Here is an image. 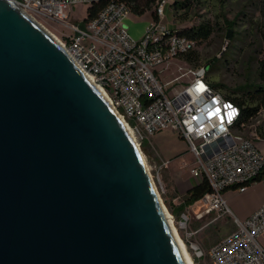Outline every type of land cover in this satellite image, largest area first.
Returning a JSON list of instances; mask_svg holds the SVG:
<instances>
[{"label":"water","instance_id":"obj_1","mask_svg":"<svg viewBox=\"0 0 264 264\" xmlns=\"http://www.w3.org/2000/svg\"><path fill=\"white\" fill-rule=\"evenodd\" d=\"M103 94L32 17L0 0V264H186Z\"/></svg>","mask_w":264,"mask_h":264},{"label":"built area","instance_id":"obj_2","mask_svg":"<svg viewBox=\"0 0 264 264\" xmlns=\"http://www.w3.org/2000/svg\"><path fill=\"white\" fill-rule=\"evenodd\" d=\"M38 21L61 25L69 33L62 46L77 65L105 94L126 120L138 145L151 144L159 133L172 131L194 156L190 173L207 180L210 192L180 213L178 230L190 238L193 217L212 222L229 217L235 231L208 252L195 244L189 250L196 260L210 264H264V204L241 220L231 211L224 193L236 189L245 194L256 180H264V152L253 139L234 130L241 109L217 91L208 80V68L181 67L179 77L163 83V65L189 54L196 44L177 28L164 23L171 0H158L157 19H152L144 37L135 41L125 27L131 14L122 3L110 2L86 23L71 25L66 8L89 7L99 0H11ZM189 82L181 91L176 85ZM176 91V92H175ZM167 163L153 164L160 174ZM189 247V246H188Z\"/></svg>","mask_w":264,"mask_h":264},{"label":"rangeland","instance_id":"obj_3","mask_svg":"<svg viewBox=\"0 0 264 264\" xmlns=\"http://www.w3.org/2000/svg\"><path fill=\"white\" fill-rule=\"evenodd\" d=\"M174 5L175 1L184 2L185 0H171ZM189 10L176 11L170 7L166 13L165 24L171 28L194 27L201 24L209 23L214 28L212 38L201 45H197L198 60L195 65L186 64L182 59H174L169 64L163 65L161 69L166 72L161 75L163 83H168L180 75L181 67L195 68L198 66H211L214 62L217 69L208 75L209 82L213 84L225 85L228 89H239L246 84H260L259 66L264 64V5L260 0H194ZM66 13L70 16L71 25L81 23L87 14V7L66 8ZM152 21L150 15L136 16L130 14L125 20V27L130 36L135 41H140ZM235 23L229 27L230 23ZM39 23V22H38ZM40 24L50 31L57 39L65 41L68 31L61 25L40 20ZM232 31V39L227 40L228 32ZM231 42V44H229ZM229 55V57H228ZM189 77L182 79L181 84L176 85V91H181L188 84ZM223 95L228 91L218 89ZM175 91V92H176ZM242 135L253 139L257 134L264 142V109L258 116L249 121L242 131ZM152 144L142 145L143 152L150 175L154 181L158 193L164 206L172 217L174 226L178 231L179 238L186 246L194 264H210L205 261L196 260L194 252L189 250L190 244L199 246L205 252H208L213 246L221 242L229 234L235 231L232 220L229 217L212 222L214 216L198 221L193 217L190 226L191 232H197L192 238L186 232L178 230V217L172 213L169 202H172L174 192L170 189L164 172L154 170L151 158L158 159L157 150L151 147ZM194 156L188 151L185 162L182 165L183 173L189 172L194 167ZM173 205V203H171ZM189 246V247H188Z\"/></svg>","mask_w":264,"mask_h":264},{"label":"trees","instance_id":"obj_4","mask_svg":"<svg viewBox=\"0 0 264 264\" xmlns=\"http://www.w3.org/2000/svg\"><path fill=\"white\" fill-rule=\"evenodd\" d=\"M193 1L194 0H185L184 2L175 1L174 5H171V7H174L176 11L189 10V8L191 7L190 5L194 3ZM196 1L200 2L202 0ZM260 1L264 5V0ZM110 2H118L127 5L130 8L131 13L136 16L142 17L146 14H150L152 19H157L156 5L158 0H99L93 6L88 8L85 18L86 22L94 18L99 13V11ZM86 22L83 21V23ZM234 25L235 23L231 22L229 27H232ZM177 32L179 34L187 36L191 41L196 44L197 47V45L206 43L212 38L214 34V28L209 23H205L191 28H177ZM229 44H231V42ZM195 49L180 59L184 60L186 64L195 65L198 60V54ZM211 65L212 67L207 66L208 75L213 73L215 69H217L216 64L214 62ZM259 67V78L260 80H262V83L260 84H246L244 87L233 90L228 89L225 85L222 84H213V87L220 93L222 92L218 89H224L228 91L227 94L224 95L225 98L233 102L236 106L241 109V117L237 124L234 126V130L237 132L244 131L247 123L254 119L256 116H258L260 111L264 109V64L262 63ZM261 134L262 136H264L263 133ZM258 181H262V179L256 180V182ZM209 192V183L207 182V180H203L200 185L191 189L185 196L184 206L193 205ZM170 209L172 208L170 207ZM183 210L184 208L179 209V211L172 209V213H175V215L178 217L180 213L183 212Z\"/></svg>","mask_w":264,"mask_h":264},{"label":"crops","instance_id":"obj_5","mask_svg":"<svg viewBox=\"0 0 264 264\" xmlns=\"http://www.w3.org/2000/svg\"><path fill=\"white\" fill-rule=\"evenodd\" d=\"M151 144V147L156 149L158 153V159L152 157L151 162L153 164L161 162L167 163L163 172L170 189L174 192L172 202H169V206L176 211L182 208L185 211L188 208V206H184L185 196L191 189L200 185L203 181L201 179H195L189 172L183 173L181 171L186 154L188 153L186 143L176 133L166 131L154 136ZM257 144L264 152V142H257ZM224 195L233 214L239 219L245 220L252 216L264 204V180L262 179V181L254 183L245 194H239L236 189H232L226 191ZM260 242L264 246V235L261 237Z\"/></svg>","mask_w":264,"mask_h":264},{"label":"bare ground","instance_id":"obj_6","mask_svg":"<svg viewBox=\"0 0 264 264\" xmlns=\"http://www.w3.org/2000/svg\"><path fill=\"white\" fill-rule=\"evenodd\" d=\"M28 14V13H27ZM29 15V14H28ZM30 17H32L31 15H29ZM46 32H48L59 44H61L62 45V43H61V40H59V39H57L56 38V36H54L50 31H48L47 29H45V27L44 26H42L41 24H40V21H38L36 18H34V17H32ZM93 82V81H92ZM100 89V88H99ZM100 91L102 92V93H104L101 89H100ZM104 95V94H103ZM113 107V106H112ZM113 110H114V112L116 113V115L118 116V118H119V120L122 122V124L125 126V128L127 129V131L129 132V134H130V136H131V138L133 139V141L135 142V144L137 145V147L139 148V150H140V153H141V155H142V158H143V160H144V162H145V165H146V168H147V170H148V172H149V167H148V165H147V163H146V158H145V156H144V154H143V152L141 151V149H140V146L138 145V143H137V141H136V139H135V136L133 135V133H132V131L130 130V128H128V126H127V122H126V120L118 113V111L113 107ZM149 175H150V172H149ZM150 178H151V180H152V176L150 175ZM152 182H153V185H154V187H155V189H156V192H157V194L159 195V193H158V190H157V187H156V185H155V183H154V181L152 180ZM159 197H160V195H159ZM160 200H161V203H162V207H163V210H164V213H165V215H166V218H167V220H168V222H169V225H170V227H171V229H172V231H173V233H174V236H175V238H176V241L178 242V244H179V247H180V249H181V251H182V254H183V256H184V259H185V261H186V264H194V262H193V260H192V258H191V256H190V254H189V252H188V250H187V248H186V246L184 245V243L181 241V239L179 238V235H178V231H177V229H176V227L174 226V224H173V221H172V217H171V215H170V213L168 212V210H167V208L164 206V204H163V202H162V199H161V197H160Z\"/></svg>","mask_w":264,"mask_h":264}]
</instances>
